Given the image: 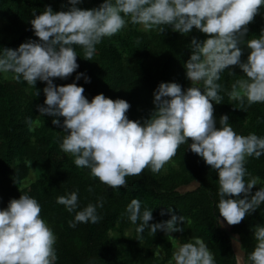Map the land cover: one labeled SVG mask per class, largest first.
Masks as SVG:
<instances>
[{
  "label": "clouds",
  "instance_id": "clouds-1",
  "mask_svg": "<svg viewBox=\"0 0 264 264\" xmlns=\"http://www.w3.org/2000/svg\"><path fill=\"white\" fill-rule=\"evenodd\" d=\"M68 2L71 7L67 11L53 12L48 6L39 15L33 12L30 24L38 41L28 40L15 50L0 51V73H13V79L19 82L22 77L30 86L37 80L46 82V106L37 109L41 116L63 117L62 125L59 119L52 120L67 133L61 150L75 158L77 167L89 168L101 183L120 189L128 186L127 177L140 176L145 168L159 173L190 139V150L218 174L217 208L223 220L234 226L255 212L264 202V187L251 193L260 177L251 176L245 163L246 157L264 155V137L237 134L228 115L220 117L217 128L212 102L220 104L223 99L222 85L217 83L221 73L238 66L244 76L231 85L229 98L239 101L240 109L245 108V100L247 106L264 103V29L259 38L246 41L250 50L247 61L240 59L247 25L264 7V0H104L98 8L87 10L76 7L82 0ZM126 17L159 34L168 26L182 35L195 28L209 37L202 42L191 40L193 53L184 67L193 86L182 90L175 82L160 83L153 93L155 111L143 125L127 117L130 104L123 99L113 100L101 93L89 102L85 89L76 83L53 84V78L66 79L79 67L74 45L83 48V59L92 61L95 46L102 38L119 33L128 23ZM228 74L234 76L231 71ZM81 76L84 74H77L76 80ZM84 79L90 82L87 76ZM199 82L203 92L194 86ZM26 122L32 126L31 118ZM246 176L250 177L247 181ZM56 202L75 212L69 227L102 220L97 208L103 207V197L79 211L77 191L57 197ZM41 210L38 201L28 195L11 199L7 208L0 210V264H55L56 236L41 218ZM126 212L133 224L141 221L136 228L138 237L145 228L152 236L158 230L169 237L183 231L177 222H184V217L175 214L150 224L151 210L141 213L137 198L127 205ZM254 238L257 243L248 259L251 264H264V226L255 228ZM232 240L238 249V264H243V246L235 237ZM172 259L175 264H215L200 238L179 244Z\"/></svg>",
  "mask_w": 264,
  "mask_h": 264
},
{
  "label": "trees",
  "instance_id": "trees-1",
  "mask_svg": "<svg viewBox=\"0 0 264 264\" xmlns=\"http://www.w3.org/2000/svg\"><path fill=\"white\" fill-rule=\"evenodd\" d=\"M103 2L82 0L76 7L93 9ZM48 6L53 12L71 7L68 0H0V51L15 50L28 40L38 41L30 20L34 18L33 12L39 15ZM125 19L128 23L119 33L102 38L95 46L92 61L83 59V48L74 45L79 67L66 79L53 78V84L76 83L85 89L84 96L89 102L101 93L113 100L123 99L130 104L127 117L143 125L155 111L153 93L160 83L175 82L182 90L193 86L184 67L193 53L191 40L202 42L209 37L195 28L182 35L168 26L159 34L132 24L128 17ZM247 28L240 46L242 63L247 61L250 52L246 41L259 38L264 29V7ZM80 73L90 82L86 83L84 76L76 80ZM13 76V73H0V210L20 195L36 199L41 205V218L56 236L55 264H169L170 261L174 264V246L195 238L204 241L215 264H238L233 237L243 246V262L251 264L248 257L257 243L255 228L264 226V202L238 225H228L217 208L218 174L190 150V139L159 173L145 168L140 176L126 178V188H110L94 178L89 168L77 167L75 158L61 150L67 133L53 125L52 120L59 119L62 125L63 117L41 116L38 112V105L46 106L43 93L46 82L37 80L30 86L22 77L18 82ZM242 76L244 73L238 66H230L221 73L217 83L222 85L223 99L220 104L212 102L216 127H220V117L228 115V122L237 134L254 133L264 137V103L247 106L245 100V108L240 109L239 101L228 96L231 85ZM194 86L203 92L202 82ZM28 118L33 122L31 127L26 122ZM245 167L251 176L260 177V184L251 190L254 194L264 187V155L258 159L246 157ZM31 174L35 175L32 180ZM249 178L246 176L245 180ZM189 186L193 189L186 190ZM73 191L78 194L77 211L104 198L103 207L97 208L98 215L102 216L99 223H77L75 228L69 227L75 212H68L56 200ZM133 198L141 201V213L151 210L150 224L169 220L175 214L184 217V222H179L183 231L169 237L158 230L152 236L145 228L141 239L136 233L141 221L133 224L126 212Z\"/></svg>",
  "mask_w": 264,
  "mask_h": 264
},
{
  "label": "rangeland",
  "instance_id": "rangeland-1",
  "mask_svg": "<svg viewBox=\"0 0 264 264\" xmlns=\"http://www.w3.org/2000/svg\"><path fill=\"white\" fill-rule=\"evenodd\" d=\"M35 175H30V180L34 179ZM186 190H190L193 189V186H189V187H185ZM180 221H178V225L181 226V224H179ZM176 245L174 246V251L176 250ZM173 263L175 264V262L173 261ZM243 264H248L247 262H243Z\"/></svg>",
  "mask_w": 264,
  "mask_h": 264
}]
</instances>
